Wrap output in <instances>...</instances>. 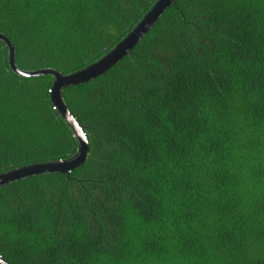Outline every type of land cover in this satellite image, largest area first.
I'll list each match as a JSON object with an SVG mask.
<instances>
[{
    "label": "trees",
    "instance_id": "trees-1",
    "mask_svg": "<svg viewBox=\"0 0 264 264\" xmlns=\"http://www.w3.org/2000/svg\"><path fill=\"white\" fill-rule=\"evenodd\" d=\"M154 0H0L20 69L67 73ZM0 40V172L77 141ZM85 162L0 187L8 264H264V0H175L105 75L62 91Z\"/></svg>",
    "mask_w": 264,
    "mask_h": 264
},
{
    "label": "water",
    "instance_id": "water-1",
    "mask_svg": "<svg viewBox=\"0 0 264 264\" xmlns=\"http://www.w3.org/2000/svg\"><path fill=\"white\" fill-rule=\"evenodd\" d=\"M175 0H154L141 18L107 51L86 65L63 73L51 67L33 70L20 69L15 63V51L12 41L0 32V40L8 49V64L14 74L22 78L51 76L49 100L60 117L72 131L77 150L66 160L34 162L20 165L0 172V187L33 176L43 174H66L80 167L86 160L89 142L82 126L70 112L62 97V91L69 87L87 84L105 75L110 69L122 61L149 33L160 17L174 4ZM0 264H8L0 256Z\"/></svg>",
    "mask_w": 264,
    "mask_h": 264
},
{
    "label": "built area",
    "instance_id": "built-area-1",
    "mask_svg": "<svg viewBox=\"0 0 264 264\" xmlns=\"http://www.w3.org/2000/svg\"><path fill=\"white\" fill-rule=\"evenodd\" d=\"M54 108V107H53Z\"/></svg>",
    "mask_w": 264,
    "mask_h": 264
}]
</instances>
